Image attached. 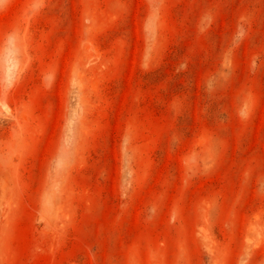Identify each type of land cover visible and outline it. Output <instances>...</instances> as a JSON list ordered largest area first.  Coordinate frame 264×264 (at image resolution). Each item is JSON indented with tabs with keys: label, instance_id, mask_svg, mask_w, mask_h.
Listing matches in <instances>:
<instances>
[{
	"label": "rangeland",
	"instance_id": "rangeland-1",
	"mask_svg": "<svg viewBox=\"0 0 264 264\" xmlns=\"http://www.w3.org/2000/svg\"><path fill=\"white\" fill-rule=\"evenodd\" d=\"M0 264H264V0H0Z\"/></svg>",
	"mask_w": 264,
	"mask_h": 264
}]
</instances>
